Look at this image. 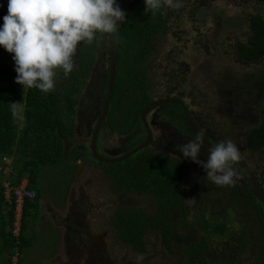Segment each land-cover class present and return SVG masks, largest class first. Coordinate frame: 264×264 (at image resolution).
I'll return each mask as SVG.
<instances>
[{"label": "rangeland", "instance_id": "rangeland-1", "mask_svg": "<svg viewBox=\"0 0 264 264\" xmlns=\"http://www.w3.org/2000/svg\"><path fill=\"white\" fill-rule=\"evenodd\" d=\"M131 1L117 0V3L125 7ZM198 1V6L194 0L182 4L180 17L170 22V35L159 48L152 69L158 93L163 96L167 85L171 96L182 95L197 121L205 126V134L210 137L213 134L217 142L232 140L248 163L264 159L263 155L258 157L259 154L247 155L246 152V134L257 125L263 107L259 99L264 93V58L247 63L236 60L234 54L237 41H247L249 37L250 16L257 13L264 17V5L241 0ZM104 35L95 57L96 67L76 100L74 136L77 137L68 139L72 153L62 162L39 161L36 188L41 195L36 199L38 207L29 211L25 237H29L30 244L20 249L23 264H96L99 258H108L113 264L166 262L161 257L166 251L161 250L154 234L148 237L151 246L145 255L135 252L136 256L127 247L109 248L108 245L110 232L105 229L110 226L115 204L146 205L150 198L135 193H116L114 183L104 174L107 162H99L91 150L110 77L109 34ZM61 81L60 78L57 82ZM172 105L159 106L149 113L153 137L165 142L163 146L170 148L173 156L192 165L196 178H203L206 175L203 167L184 158L176 147L191 139L192 133L184 121L178 124L182 116L178 107ZM110 129L101 130L99 152L108 157L119 156L129 149L128 142L135 137L118 136ZM208 154L209 148L202 146L198 159L206 161ZM233 167L237 173L234 180L242 175L251 184L236 163ZM1 179L0 176V184ZM199 189L183 188L190 224L176 232L177 252L181 253L180 244L207 242L209 259L215 263H229L230 251L243 242L239 217L230 208L219 211L218 198ZM250 190L253 192V187ZM73 225L78 226L76 230ZM10 256L11 252L3 253L0 264H5ZM251 256L243 257L237 264H248ZM192 259L188 262L185 259L183 264H196Z\"/></svg>", "mask_w": 264, "mask_h": 264}, {"label": "trees", "instance_id": "trees-1", "mask_svg": "<svg viewBox=\"0 0 264 264\" xmlns=\"http://www.w3.org/2000/svg\"><path fill=\"white\" fill-rule=\"evenodd\" d=\"M190 1L178 0V8L162 4L155 12L145 11V0H132L125 7L121 6L126 19L121 24L118 22L116 77L104 123L105 131L111 128V132L120 136L133 130L140 122L142 111L156 98L162 97L152 73L153 65L160 53L159 48L163 47L166 37L170 35V22L180 17L182 4ZM194 1L198 6L199 1ZM242 1L246 3L253 0ZM254 1L264 5V0ZM7 2L0 0V25L3 24V16L7 14ZM249 22L247 41H237L234 47L236 60L247 63L264 58V17L253 14ZM104 36L98 34L92 44L82 43L78 46L74 70L65 76L62 69H57L55 88L49 93L16 83L13 54L0 47V161L4 155H10L16 166L14 176L27 177L30 187L37 192L36 197L27 200L24 205L23 227L20 243H17L11 232L5 230L10 228L15 211L14 206H8L4 201L3 188L0 186V234L3 236L6 233L7 237L2 239L0 256L6 251L11 252L5 264H11L16 247L20 250L30 244L25 232L29 209L38 207L36 199L41 195L36 188L39 161L62 162L72 153L68 139L77 137L74 136L76 100L82 89L87 87L89 77L96 67L95 57ZM108 47L110 50V39ZM168 59L171 61L170 57ZM60 78L62 81L59 84L57 81ZM12 103H16L15 106ZM62 107L64 110H61ZM262 109L264 113V106ZM154 137L147 146L128 158L107 162L104 174L108 181L114 183L118 190H115L116 193H135L150 198L146 205L115 204L109 220L110 226L105 229L110 232L109 248L123 246L134 253L145 255L151 246L148 237L154 234L161 250L164 248L166 251L161 256L166 259L164 264H183L185 259L188 262L192 258L196 264H220L208 258L207 242L180 244L181 253L177 252L176 232L178 228H186L190 224L183 188L194 185L220 200L225 199L227 206L239 217L243 242L230 252V262L252 255L248 264H264V204L248 186L240 182L218 186L206 175L196 178L191 169L163 146L165 142ZM248 145L251 151H264V119L262 124L250 131ZM73 226V230L78 227ZM96 264L113 262L108 258H99Z\"/></svg>", "mask_w": 264, "mask_h": 264}, {"label": "clouds", "instance_id": "clouds-1", "mask_svg": "<svg viewBox=\"0 0 264 264\" xmlns=\"http://www.w3.org/2000/svg\"><path fill=\"white\" fill-rule=\"evenodd\" d=\"M162 4L180 6L178 0H145V11L155 12ZM2 19L0 47L13 54L16 83L49 93L55 88L57 69L65 76L74 70L78 46L92 44L98 34L116 35L126 13L117 0H8ZM191 137L176 146L183 157L200 164L216 185H232L239 146L232 140L217 142L202 161L198 157L204 133L198 130Z\"/></svg>", "mask_w": 264, "mask_h": 264}, {"label": "flooded vegetation", "instance_id": "flooded-vegetation-1", "mask_svg": "<svg viewBox=\"0 0 264 264\" xmlns=\"http://www.w3.org/2000/svg\"><path fill=\"white\" fill-rule=\"evenodd\" d=\"M242 1V0H241ZM243 2V1H242ZM245 3V2H244ZM246 3H248V4H250V3H257V2H255L254 0L253 1H250V2H246ZM259 4V3H258ZM121 8V7H120ZM255 14H257V13H255ZM251 17V16H250ZM250 20V19H249ZM249 29H250V22H249ZM110 78V77H109ZM108 83H109V81H108ZM166 86V87H165ZM164 86V88H166L167 90H166V92H165V94L162 96V97H158V99H156V100H154V102H156V101H160V100H163V99H168V98H178V99H181L183 102H184V106H182L181 104H179V103H175V102H170V103H164V104H160V105H158L157 107H155V108H153L152 110H150V112L151 111H153L154 109H156V108H158L159 106H162V105H171V104H173L172 106H174V107H178V110H179V112L181 113V116H182V120H180L179 119V123L178 124H180L181 123V121L183 122L184 121V123H185V126L188 128V130L191 132V133H194L191 129H190V126H189V124H188V117L190 118V120H191V122L196 126V128L198 129V130H201V131H203V133H204V137L205 138H207L208 140H210V142H212V143H217V141L215 140L216 138H215V136L212 134L211 135V137L210 136H208L207 134H205V131H204V129H205V126L204 125H202V124H200L198 121H197V119H196V117H195V115H194V113H193V111H192V109L190 108V106H189V103H188V101L185 99V98H183V96L182 95H176V96H171V90H170V88L167 86V85H165ZM114 89V88H113ZM107 90H108V86H107ZM107 94V93H106ZM112 94H113V92H112ZM264 93H262L261 95H263ZM106 96V95H105ZM264 97H261L260 99H259V102H260V105H263L264 106ZM154 102H152V103H154ZM150 105V104H149ZM185 108L187 109V112H188V116H187V114H186V112H185ZM263 108V107H262ZM143 112V111H142ZM149 112V113H150ZM149 113L146 115V121H147V124H148V127L150 128V130H151V139L153 138V131H152V128H151V126H150V124H149V121H148V115H149ZM102 115V114H101ZM101 115H100V117H101ZM100 117H99V119H98V121L100 120ZM263 119H264V113H263V109L261 110V112H260V114H259V121H258V123H257V125L256 126H254V127H252L249 131H248V134H246V146H247V149H246V152H247V155H251V154H253V155H258V157L259 156H261V155H263L264 156V151H258V150H256V151H254V150H250V148L248 147L249 145H248V139H249V134H250V131L253 129V128H256V127H258L260 124H262V122H263ZM106 122V117H105V120H104V123ZM98 123V122H97ZM104 123H103V125H102V127H101V130L102 129H104L105 128V126H104ZM138 127H140V128H138ZM141 127H142V129H141ZM101 130H100V133H101ZM100 133H99V135H98V142H99V136H100ZM142 134H144L143 135V137H141L140 138V136L142 135ZM120 136H133V137H135V139H134V141H130V142H128V146H130L129 147V149H127V150H125L124 152H122V153H126L128 150H131L132 148H134V147H136L137 145H139L140 143H142L144 140H145V138L147 137V130H146V127H145V125H144V122L142 121V114H141V119H140V122L139 123H137L136 125H135V127H134V129L133 130H131V131H129V132H127V133H124V134H121ZM143 139V140H142ZM140 140V141H139ZM151 141V140H150ZM98 142H97V146H98ZM131 143H134V144H131ZM131 144V145H130ZM203 146H205V147H207V148H210V146L208 145V144H206V143H204V145ZM169 150H170V148H169ZM98 151H99V148H98ZM122 153H121V155H122ZM177 159H179V161L180 162H182V163H184L189 169H191V172L192 173H194L195 174V177H196V171H195V168L191 165V166H189L188 164H187V162L184 160V159H181V158H177ZM240 161H242L244 164H246L247 166H248V168L252 171V173L255 175V177H256V179H257V181H258V183L260 184V186H261V189L263 190V192H264V173H263V171H264V159H257V160H255L254 162H247V160H245L243 157H241L240 156V159H239ZM238 166V165H237ZM238 168H239V170L240 171H242L246 176H247V178L249 179V181L251 182V184L244 178V176H242V175H238V177H237V179L238 180H234V181H237L238 183L240 182V183H242V184H245V186H248L247 185V183L250 185V188L251 187H253V185H252V181L250 180V178L248 177V175L246 174V172L242 169V167H240V166H238ZM247 182V183H246ZM192 186H194V185H191V187ZM249 187V186H248ZM196 188H198V187H195V189ZM249 188V189H250ZM253 189H254V187H253ZM200 190V189H199ZM201 190H203V189H201ZM253 194H255L256 195V197L260 200V198H259V195H258V193H256L255 192V190L253 191ZM217 200H219L220 201V205H219V207L221 206V208H219V207H217L218 209H219V211H221V210H223V211H226L229 207L227 206V203L225 202V199H222V200H220V199H217ZM228 200V199H227ZM261 201V200H260ZM230 211V210H229ZM237 216V215H236ZM237 218H238V216H237ZM238 221H239V219H238ZM239 224H240V221H239ZM241 226V225H240ZM242 228V227H241ZM242 233V232H241ZM90 236H91V234H90ZM91 241H89L88 243H90ZM92 246H94L95 247V245H92ZM239 247V246H238ZM231 252V251H230ZM229 255H230V253H229ZM228 255V256H229ZM227 256V257H228ZM229 258V257H228ZM237 262H238V259L237 260H235L233 263L232 262H230V263H228V264H237Z\"/></svg>", "mask_w": 264, "mask_h": 264}, {"label": "water", "instance_id": "water-1", "mask_svg": "<svg viewBox=\"0 0 264 264\" xmlns=\"http://www.w3.org/2000/svg\"><path fill=\"white\" fill-rule=\"evenodd\" d=\"M109 39H110V60H111L110 78H109L108 90H107V94H106V98H105L104 109H103L102 115L100 117V120L97 123L96 129H95V131L93 133L91 150H92V153H93L94 157L97 158L98 160H101V161H104V162H116V161H121V160H124V159L128 158L129 156L133 155L134 153H136L137 151L141 150L142 148H144L145 146H147L150 143L151 134L152 133H151V130L148 127V124H147V121H146V115L150 112V110H152L153 108L157 107L160 104L170 103V102L179 103L182 106H184V102L181 99H178V98H168V99H163V100L151 103L142 112V121L144 122V125H145L146 130H147V137L145 138V140L142 143H140L139 145H137L136 147L132 148L131 150H128L126 153H124L122 155L114 156V157H108V156L102 155L98 151L97 142H98V135L100 133L101 127H102V125L104 123L105 117L107 116V112H108V109H109V106H110V100H111V97H112V92H113V88H114V84H115L117 34L116 35L109 34ZM185 112H186V114L188 116V112H187L186 108H185ZM188 124L190 126V129L194 133H196L198 131V129L191 122L189 117H188ZM204 143L208 144L210 147H212L215 144V143L210 142V140H208L205 137H204ZM235 163L238 166L242 167V169L246 172V174L248 175V177L252 181V185L254 187L255 192L258 193L261 202L264 204V192L261 189V186L258 183L255 175L248 168V166L246 164H244L242 161L238 160Z\"/></svg>", "mask_w": 264, "mask_h": 264}, {"label": "built area", "instance_id": "built-area-1", "mask_svg": "<svg viewBox=\"0 0 264 264\" xmlns=\"http://www.w3.org/2000/svg\"><path fill=\"white\" fill-rule=\"evenodd\" d=\"M15 171L14 159L10 155H4L0 165V176L2 177L0 186L3 188L4 201H6L8 206H14L15 214L10 232L17 243H20L24 205L27 200L34 199L37 192L34 188L30 187L27 177L16 178L14 176ZM20 256V250L16 247L15 253L12 255L11 264H18Z\"/></svg>", "mask_w": 264, "mask_h": 264}, {"label": "crops", "instance_id": "crops-1", "mask_svg": "<svg viewBox=\"0 0 264 264\" xmlns=\"http://www.w3.org/2000/svg\"><path fill=\"white\" fill-rule=\"evenodd\" d=\"M29 184H30V182H29ZM32 208H30L29 209V211L31 210ZM12 225V224H11ZM0 227H2V225L0 224ZM11 227V226H10ZM6 230V232L8 233H10V228H7V229H5ZM8 230V231H7ZM7 239V237H6V233L5 234H3V236L0 234V247L2 246V239ZM55 261V260H54ZM18 264H23V260H22V258H20L19 259V262H18Z\"/></svg>", "mask_w": 264, "mask_h": 264}]
</instances>
